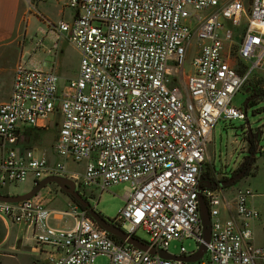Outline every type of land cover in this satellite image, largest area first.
Masks as SVG:
<instances>
[{
  "label": "built area",
  "instance_id": "obj_1",
  "mask_svg": "<svg viewBox=\"0 0 264 264\" xmlns=\"http://www.w3.org/2000/svg\"><path fill=\"white\" fill-rule=\"evenodd\" d=\"M36 1L47 0H27L30 13ZM56 1L78 12L72 23H48L49 33L56 39L66 34L79 51L78 75L60 90L56 73L25 61L16 65L11 97L0 105V188L49 176L101 193L129 184L112 223L129 225L125 233L134 238L143 228L150 235L143 243L157 253H170L173 241L193 239L196 250L182 247L176 256L196 254L204 242L199 187L211 132L219 120L247 118L232 99L254 71L264 69V0ZM201 11L205 18L196 14ZM244 16L237 46L241 74L226 57V44L236 37L220 19L239 28ZM194 39L199 50L186 75L185 55ZM57 101L62 122L51 163L20 148L19 133L47 120ZM69 161L83 165L81 172L69 170ZM202 195L211 236L204 256L193 263L118 244L75 204L60 213L74 220L73 228L41 229L51 213L39 195L0 201V220L31 227L37 244L53 248L49 264H94L101 256L109 264H264V246L253 243L259 213L248 200L254 192L235 191L236 217L229 219L221 211L223 188L203 187Z\"/></svg>",
  "mask_w": 264,
  "mask_h": 264
},
{
  "label": "rangeland",
  "instance_id": "obj_2",
  "mask_svg": "<svg viewBox=\"0 0 264 264\" xmlns=\"http://www.w3.org/2000/svg\"><path fill=\"white\" fill-rule=\"evenodd\" d=\"M245 7L247 11L248 2ZM36 9L54 25L60 21L71 22L74 17L73 10L55 1L43 2ZM188 10L191 9L188 8ZM196 14H200L202 18H205L207 15L204 11L196 12ZM27 15L29 16V23L26 24L24 22L20 27V32H22L20 42L24 44V53L34 48L37 51L36 57L44 60L47 64L59 61L61 64V74L64 78L60 83V90H62L67 86L69 80L75 79L78 75L81 59L80 53L68 41L66 34L60 35L57 41L49 33V28L45 21L40 20L35 13ZM220 20L225 30L229 29L233 31L236 37L233 44H226V57H228L233 67L241 70L244 68V64L237 57V46L241 42L242 32L247 26V17H243L241 27L239 28L234 27L225 19L221 18ZM196 21L198 22V20ZM196 23L192 26L194 29L197 26ZM31 38L33 39V45L31 44ZM40 42H42V45H40ZM36 43L39 44L37 48ZM54 43L57 44V49L53 48ZM50 49H52V54L47 52ZM198 50L197 41L194 39L185 55L184 71L186 75H190L193 71L192 63L198 54ZM254 86L258 87L257 89H259L260 93H264V69L254 71L251 74L242 89L233 97L232 106L245 111L246 103L250 98V90ZM246 114L247 118L244 120H219L214 126L210 142L207 145V158L204 165L205 183L209 182L207 181L208 177L213 180H219V175H221L220 180L223 182L225 181L224 179L231 181L241 175V173H236V171L243 166L244 162L253 159L254 161L249 173L247 175L244 174L231 186L225 188L224 193L226 198L231 199L237 189L249 188L259 195L261 201H264V98L257 104L250 105L246 109ZM61 122L60 102L57 101L56 111L46 121L48 125L47 130H35L32 127L26 126L27 131L24 133V138H28L30 148L35 149L37 153L44 152V150H52L59 134ZM68 169L73 172H81L83 165L69 161ZM207 172L208 174L205 175ZM49 187H54L60 194L57 200H52L48 204L49 206L45 204L46 208L70 211L67 204L60 201L61 198L66 199L68 196L62 194L55 186L48 185L40 192L41 195L45 194ZM32 188V179H28L26 182L11 186L5 191L13 195H21L29 192ZM128 188L129 184H119L101 193L94 188H79L77 185V191L86 198L91 207L95 208L103 218L111 222L114 221L123 209L125 205L124 196ZM0 192H4V190L0 188ZM49 223L51 227L56 229L69 230L74 227V220L65 214L53 215ZM121 229L124 232H128L130 227L126 224L122 225ZM24 236L33 237L29 230L26 228L24 230V226L10 225L8 227L0 220V264H37V258L40 255L29 254L30 252H26L21 248ZM136 237L143 242L150 241V235L143 228L136 231ZM31 244L39 248L46 247L47 250L53 251V248L50 246L37 244L35 239H33ZM12 246L16 247L15 250L12 249ZM182 247L191 252L196 250L197 245L193 239H187L183 242L173 241L170 243L169 252L179 255ZM94 264H109V259L101 256L95 260Z\"/></svg>",
  "mask_w": 264,
  "mask_h": 264
},
{
  "label": "crops",
  "instance_id": "obj_3",
  "mask_svg": "<svg viewBox=\"0 0 264 264\" xmlns=\"http://www.w3.org/2000/svg\"><path fill=\"white\" fill-rule=\"evenodd\" d=\"M49 1H55L58 4H62L56 0L36 1L35 8H37L39 4ZM73 12H74V17L72 21L66 23H72L74 19L78 16L77 11H73ZM31 13H35V15H37V17H39L40 20L45 21L47 25L48 23H51L43 14L39 13L37 9H35V11H32ZM31 13L28 10L27 0H0V105L7 102L11 97L15 68L20 61H25L31 66H40L45 71H52L56 73L60 79V83L64 79L63 75L61 74V70H60L61 64L59 61H55L51 64H47V62H45L44 60H41L40 58L36 57L37 51L33 47L32 50L26 51L24 53V44L20 42V37L22 33L20 32L21 30L20 27L21 24H23L24 22L26 24L29 23V16L27 14H31ZM40 31H42V29H40ZM32 40L33 39L31 38V44H32ZM35 45L36 48L37 45L39 46V44L37 43ZM40 45H42V42H40ZM53 48L57 49L56 43H54ZM52 49L48 50L47 52L49 54H52L51 51ZM47 120L40 122V124L37 127H32V128H34L35 130L36 129L47 130L48 129V125L46 123ZM26 131H27L26 127L20 130L19 133L20 148L31 149L34 151L36 156L40 158H46L51 163L55 162L57 159L55 155L56 142L53 145L52 150L49 151L44 150V152L37 153L35 149L30 148V142L28 138H24V133H26ZM29 135H31V133H29ZM218 177L220 180L221 175H219ZM32 182L34 187L36 183H34L33 180ZM202 184H203L202 187H209V186L214 188L217 186L220 187L219 184L216 186V185H212L211 182H206V183L202 182ZM7 189L8 188H3L4 192H0V194L17 196L10 194L9 192H6ZM59 194L60 193L57 191V189H55L54 187H49L45 194L43 193V195H41V193H39L38 195L43 199L44 203L47 206H49L48 204H50L52 200H57ZM60 201L66 203L70 209L71 206L74 204L68 197L66 199L61 198ZM248 205L249 207L255 209L259 213V218L252 225L253 234H254L253 243L256 247H262L264 246V201H261L259 195L255 194L253 198L248 200ZM48 210L50 211L51 214L47 221L40 222L41 229H43L47 225L51 226L49 221L53 215L68 212L57 208H50ZM221 211L224 219L236 217L234 195H232L231 199L226 198L225 203H223L221 206ZM25 228L29 230L33 236V229L31 227L24 226V230ZM33 239H35L34 236L33 237L24 236V240H22L21 248L26 252H30L29 254H39L40 257L37 258V264H49L50 263L49 259L52 251L47 250L46 247L39 248L37 246H33L31 244L33 242ZM15 248H16L15 246H12V249L15 250ZM27 256L31 257L32 255H27ZM256 264H260V263L257 262Z\"/></svg>",
  "mask_w": 264,
  "mask_h": 264
},
{
  "label": "water",
  "instance_id": "obj_4",
  "mask_svg": "<svg viewBox=\"0 0 264 264\" xmlns=\"http://www.w3.org/2000/svg\"><path fill=\"white\" fill-rule=\"evenodd\" d=\"M246 109L247 107H245V113H246ZM243 175L244 172H241V175L238 176L237 178L232 179L231 181L221 182L220 187L225 188L231 186L233 183H235L236 180H238ZM50 184H56L65 194L74 198L76 202H78L83 208L88 210L91 219L95 223H97L103 230H105L108 234L121 239L124 243L128 245H131L143 251H148L151 255L158 254L163 259H170V260L183 261L189 263L197 262L204 256L206 252V245L209 243L211 236V220H210L208 206L202 195V190H203L202 186L199 187V202H200V214H201V221L203 226L204 242L196 254L192 256H176L166 251H160L157 253L155 249H150L145 243H143V241L134 237H130L121 228L114 225L111 221H108L105 218H103L95 210V208L91 207L90 203L77 191V186L75 182L65 177H61V176L45 177L44 179L38 181L31 191H29L24 195L10 196V195L0 194V201L8 202V203H17L20 201L34 198L38 196V194Z\"/></svg>",
  "mask_w": 264,
  "mask_h": 264
},
{
  "label": "trees",
  "instance_id": "obj_5",
  "mask_svg": "<svg viewBox=\"0 0 264 264\" xmlns=\"http://www.w3.org/2000/svg\"><path fill=\"white\" fill-rule=\"evenodd\" d=\"M238 71L241 73V74H243V72H244V68H242L241 70H239L238 69ZM258 87H256V86H254L253 88H252V90H250V98L248 99V101H247V103H246V107L248 108L250 105H255V104H257L261 99H263L264 98V93H260V91H259V89H257ZM256 98V99H255ZM254 160L253 159H249V160H246L245 162H244V164H243V166L241 167V168H239L237 171H236V173H241V172H244V174L245 175H247L248 173H249V170H250V168H251V165H252V162H253ZM208 174V172L205 174V175H207ZM205 177L206 176H204L203 177V182L205 183ZM225 181H227V179H224ZM207 181H209V182H211V184L212 185H220V183L221 182H223L222 180L220 181V180H213V179H210V177H208V180ZM51 185H53V186H55L56 188H58V190L62 193V194H64V195H66V196H68L70 199H71V201L74 203V204H76L80 209H82V210H85V208H83L78 202H76L75 201V199L74 198H72L71 196H69V195H67V194H65L56 184H51ZM225 188H227V187H225ZM225 188H223V189H225ZM85 198V197H84ZM86 199V198H85ZM110 237L116 242V243H118V244H123V241L121 240V239H119V238H117V237H115V236H112V235H110Z\"/></svg>",
  "mask_w": 264,
  "mask_h": 264
}]
</instances>
